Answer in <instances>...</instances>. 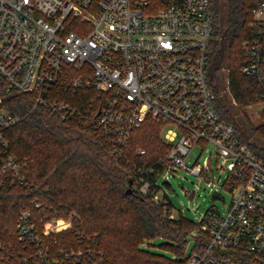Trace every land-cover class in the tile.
Masks as SVG:
<instances>
[{
	"label": "built area",
	"instance_id": "2783aa9c",
	"mask_svg": "<svg viewBox=\"0 0 264 264\" xmlns=\"http://www.w3.org/2000/svg\"><path fill=\"white\" fill-rule=\"evenodd\" d=\"M211 2L0 0V75L8 92L32 95L33 109L46 107L88 126L117 158L126 156L133 132L147 120H160L162 131L174 125L163 137L170 145L166 165L158 167L160 158L138 167L139 192L169 212L171 201L159 195L160 177L182 168L209 178L216 156L217 168L227 170L222 186L232 193L225 213L208 210L195 220L208 244L175 264H235L223 253L231 247L250 251L264 264V158L218 111L208 74L215 24ZM252 12L258 35L241 43L247 53L241 72L261 82L264 101V0ZM2 100L0 184L27 193L14 221L18 245L7 248L0 234V250L13 264H110L105 251L77 229L78 212L61 215L53 208L49 186L28 174L26 156L11 151L8 130L22 117ZM197 146L209 153L203 162L189 164ZM68 231L75 233L76 245L56 246L57 234Z\"/></svg>",
	"mask_w": 264,
	"mask_h": 264
},
{
	"label": "trees",
	"instance_id": "16d2710c",
	"mask_svg": "<svg viewBox=\"0 0 264 264\" xmlns=\"http://www.w3.org/2000/svg\"><path fill=\"white\" fill-rule=\"evenodd\" d=\"M260 1L212 0L215 24L208 74L221 117L232 122L240 138L264 158V122L255 124L245 111L248 104L263 101L262 84L241 72L247 59L241 43L258 35L252 24V9ZM224 65L229 68L232 95L223 92L221 68ZM0 97L3 107L22 117L8 130L11 151L26 156L30 162L28 174L40 186H49L53 208L59 209L61 215L71 210L78 212L82 222L77 229L88 237L87 242L105 251L110 264H175L176 260L143 250L145 240L158 237L177 255H184L193 232H196L197 249L208 244L207 234L199 230L194 220L183 214L170 216L172 204L166 212L162 205L137 188L140 165L157 163L160 158L163 162L158 167L166 165L165 154L170 145L161 135L160 120L149 119L136 129L126 156L117 158L109 144L79 120L64 119L42 106L33 109L31 94L8 92L1 75ZM140 147L146 149L144 155L137 153ZM26 193L21 186L0 184V234L7 248L18 245L14 221ZM57 235L56 246L66 249L76 245L74 232ZM223 253L235 264H262L243 248L231 247ZM0 264H13L2 250Z\"/></svg>",
	"mask_w": 264,
	"mask_h": 264
},
{
	"label": "rangeland",
	"instance_id": "374dc122",
	"mask_svg": "<svg viewBox=\"0 0 264 264\" xmlns=\"http://www.w3.org/2000/svg\"><path fill=\"white\" fill-rule=\"evenodd\" d=\"M221 72L224 80L223 92L228 91L231 94L229 87V68L224 65L221 68ZM234 103L236 102L234 101ZM245 111L255 124L264 122L262 113L264 111V101L248 104ZM170 127H174V125H166L163 128L162 137H164L165 130ZM178 139L179 137L175 139V142ZM208 153L209 150L202 152L201 148L197 146L193 149L187 161L189 164H192L196 160L203 162ZM221 162L222 159L220 160ZM216 164L217 158L215 156L213 159V169L209 172V178H201L182 168H177L168 179L164 175L160 177L162 188L159 195L160 197H167L171 201L173 216L183 214L187 218L195 221L197 217L208 210H215L221 214L226 212L232 201V193L229 189L222 186L227 171L226 168H217ZM209 180L211 183H216V185H213V188L211 187L212 184L208 185ZM215 187L217 191H215ZM195 235L196 232H193L188 237L184 255H177L165 245L164 239L160 237L145 240L142 248L146 252L160 254L178 261L189 255L195 247Z\"/></svg>",
	"mask_w": 264,
	"mask_h": 264
}]
</instances>
